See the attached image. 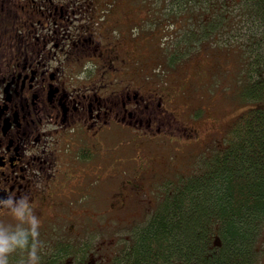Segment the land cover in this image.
I'll use <instances>...</instances> for the list:
<instances>
[{"label": "flooded vegetation", "instance_id": "obj_1", "mask_svg": "<svg viewBox=\"0 0 264 264\" xmlns=\"http://www.w3.org/2000/svg\"><path fill=\"white\" fill-rule=\"evenodd\" d=\"M78 1L0 0V222L39 234L10 261L121 264L124 242L99 235L108 218L120 232L144 226L192 153L218 138L200 137L209 100L186 110L176 88L202 67L181 65L167 85L145 15L123 0Z\"/></svg>", "mask_w": 264, "mask_h": 264}, {"label": "trees", "instance_id": "obj_2", "mask_svg": "<svg viewBox=\"0 0 264 264\" xmlns=\"http://www.w3.org/2000/svg\"><path fill=\"white\" fill-rule=\"evenodd\" d=\"M126 6L147 17L154 38L162 34L153 54L159 58L157 72L175 65L173 80L179 79V67L197 55L190 66L202 67V77L189 74L183 88L176 87L186 110L194 97L209 100L211 106L218 97L208 81L217 72L229 78L238 68L236 91L255 104L218 134V140L224 137L221 147L203 155L217 139L209 142L195 155L201 157L199 164L190 162L187 171L173 177L183 179L173 184L146 224L125 241L120 262L255 264L264 231V0H132ZM235 37L242 40L238 46L243 49L238 65L231 56L237 49ZM205 51L213 53L208 61L200 58ZM216 61L222 66L212 67ZM210 110L213 116L214 109ZM225 130L231 133L228 140ZM27 246L20 240L21 249ZM2 256L0 264H22Z\"/></svg>", "mask_w": 264, "mask_h": 264}, {"label": "rangeland", "instance_id": "obj_3", "mask_svg": "<svg viewBox=\"0 0 264 264\" xmlns=\"http://www.w3.org/2000/svg\"><path fill=\"white\" fill-rule=\"evenodd\" d=\"M123 1L125 3H128L129 1H132V0H123ZM76 4L85 5V3H83L81 0L78 1ZM90 12H91V9L88 8L87 13L89 14ZM138 12L140 16L144 15L139 10ZM78 17L82 20V22L86 20L85 14H80L78 15ZM146 27H149V25ZM161 36L162 34H160V36H157V38H154L155 40H157L158 46L161 41L159 40ZM145 37L150 38L151 36L146 35ZM233 40H234L233 42L236 44L235 46L237 49L231 52V56L235 58L236 64L238 65V59L239 57L243 55V49L238 46L242 42V40L238 37H235ZM123 48L125 50H134L135 46L125 43ZM196 52L197 51L193 53H196ZM200 54H201L200 58H204L207 61L210 59L208 57H211L213 55V53L208 52V51H205L204 53H200ZM204 54H208V56L205 57ZM196 57L197 55L187 59L188 63H186V65L189 67V69H191L190 65L195 61ZM203 67L205 69V66ZM177 69L178 67H176L175 65H172L170 67L166 66L165 69L164 67H162L159 70V72H156L154 69V74H156L158 78H160L163 82H166L167 85H169L173 81L175 77V72L177 71ZM238 73H239V68L236 70V72H233L232 75L228 78L227 76H225V74L217 72V77L212 78L210 81H208L207 86L210 87L214 91V95L217 96L218 98L212 99L211 107L214 109V113H213V116L210 117L211 123H209L208 121L199 123L198 127L200 128L201 139H204V138L206 140L210 139V137L208 138L204 137V135L209 132L208 129L212 131H215L216 129L215 132L217 134H220L223 131V129L228 127V125L231 122L233 123L237 115H239L242 111H244L245 109L249 107H252L255 104L254 102H251L249 100L242 99L238 95V92L236 91V82H237V79L239 78ZM234 75H235V78H234ZM198 77L200 76L198 75ZM223 93L225 94V96ZM185 103L187 104V101H185ZM188 104L192 106L190 110H192L195 113L198 111L196 106L193 104L192 99L188 101ZM203 107L205 108V106ZM227 131L228 130H225V134H227L225 135L226 140H228L231 136L230 130L228 131V133H226ZM223 142H224V137L223 139L221 137L220 140L217 139L215 142V145L206 149L203 152L204 153L203 155H206V156L210 155L212 153L213 148L216 149V148L221 147ZM197 153L198 152L196 151L192 153L190 162L192 163L196 162L197 164H199L201 157L195 158V155ZM179 179L180 178H177L176 183L179 181ZM144 223L145 222H142L141 226ZM24 225L26 224H23L21 221H12L9 223L0 222V254L3 255L2 257H5V256L8 257V255L15 253V243H17L20 239H22V237L26 234L23 228ZM118 225L119 224L116 223V220L114 218L109 217L107 220L108 227L102 230V232L99 233V235L100 236L103 235V237L106 238L108 241L116 237L119 240H122L123 242H125L130 239V237L132 236L134 232H136L137 230L141 228V226L140 227H129V228H125L123 231L120 232L116 230ZM60 236L62 237L61 239L67 240V241L75 240L76 242H81L82 240L87 239L86 238L87 233L86 234L82 233V234L75 235V236L74 235L69 236L68 233H63ZM260 245H261V250H262L261 255L255 264H264V231L261 237ZM28 252L29 254H31L30 251ZM15 255L20 256L19 253H16Z\"/></svg>", "mask_w": 264, "mask_h": 264}]
</instances>
